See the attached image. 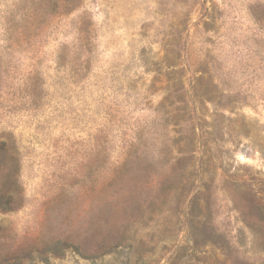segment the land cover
Listing matches in <instances>:
<instances>
[{
  "label": "rangeland",
  "instance_id": "obj_1",
  "mask_svg": "<svg viewBox=\"0 0 264 264\" xmlns=\"http://www.w3.org/2000/svg\"><path fill=\"white\" fill-rule=\"evenodd\" d=\"M0 264H264V0H0Z\"/></svg>",
  "mask_w": 264,
  "mask_h": 264
},
{
  "label": "trees",
  "instance_id": "obj_2",
  "mask_svg": "<svg viewBox=\"0 0 264 264\" xmlns=\"http://www.w3.org/2000/svg\"><path fill=\"white\" fill-rule=\"evenodd\" d=\"M75 1H77V0H75ZM75 7V6H74Z\"/></svg>",
  "mask_w": 264,
  "mask_h": 264
}]
</instances>
